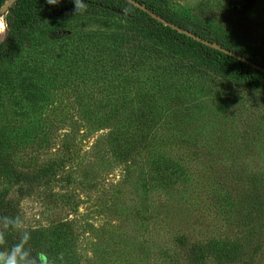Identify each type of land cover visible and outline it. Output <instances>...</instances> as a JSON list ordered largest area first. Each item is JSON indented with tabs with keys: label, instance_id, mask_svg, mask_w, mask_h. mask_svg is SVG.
<instances>
[{
	"label": "trees",
	"instance_id": "trees-1",
	"mask_svg": "<svg viewBox=\"0 0 264 264\" xmlns=\"http://www.w3.org/2000/svg\"><path fill=\"white\" fill-rule=\"evenodd\" d=\"M7 1L0 0V8ZM135 1L232 54L165 25L128 0H85L87 9L75 15L72 0H60L58 5H48L46 0H15L2 14L5 32L0 39V92L10 93L33 111L44 105L51 83L63 79L59 72H68L73 78L104 77L118 91L138 85L137 77L143 73L149 85L137 86L132 95L124 93L122 100L114 98L112 108L99 111L100 118L87 102L83 104V117L102 119L99 126L108 129L105 143L116 161L127 164L138 150L150 147L156 125L162 122L180 133H186L193 123H209L206 101L197 97L194 89L221 100L222 114L216 119L211 113L219 140L217 150L225 148L227 133L230 141L239 136L243 148L252 149L250 145L264 130V72L235 55L262 68L264 56L227 36L217 17L192 20L170 8L168 0ZM86 23L104 28L80 27ZM24 54L31 55L27 64ZM13 140L0 128L1 148L11 149ZM232 149L229 153L234 158ZM61 162L49 163L28 175L29 179L15 175L14 181L38 183L44 179L47 185L55 179ZM212 169L223 192L214 199L243 234L235 240L185 244L181 264H204L208 259L216 264H248L260 242L256 235L264 231V176L234 160L215 163ZM5 171L16 174L0 153V176ZM149 172L152 179H144L145 189L171 187L185 179L184 169L164 156L153 158ZM19 220V201L8 192L0 194V253L11 255L14 247L21 246L26 253L22 259L28 264H49L40 254L49 257L54 246L50 238L57 242L60 236L56 233L62 236L65 225H58L49 236L40 229L22 230Z\"/></svg>",
	"mask_w": 264,
	"mask_h": 264
},
{
	"label": "rangeland",
	"instance_id": "rangeland-1",
	"mask_svg": "<svg viewBox=\"0 0 264 264\" xmlns=\"http://www.w3.org/2000/svg\"><path fill=\"white\" fill-rule=\"evenodd\" d=\"M168 3L192 20L219 18L227 36L264 56V0ZM0 26L2 39V17ZM80 27L104 28L91 23ZM24 56L29 63L31 55ZM59 75L63 79L51 83L44 105L33 111L10 93L0 92V128L14 139L11 149L0 147V153L16 170L14 175L8 171L1 174L0 194L8 192L10 198L19 201L22 230L40 229L50 236L58 225L66 228L62 236L56 233L60 236L57 242L50 238L53 251L48 258L41 253L43 260L48 259L49 264H181L185 244L241 237L240 228L228 220L222 209L225 207L214 199L223 192L217 186L212 165L234 160L264 176V130L250 150L243 148L239 136L230 141L229 133L224 137L225 148L217 150L219 140L211 113L216 119L222 114L221 100L194 89L196 96L206 101L209 123H193L186 133H180L162 122L156 125L150 147L138 150L127 164L119 163L107 149L108 129L99 126L102 119H85L83 104L87 102L100 118L101 111L113 107L114 98L122 100L124 93L132 95L137 86H148L144 74L137 77L138 85L121 91L112 88L104 77L73 78L68 72ZM232 147L234 158L229 153ZM157 156L178 163L185 179L171 187L145 189L142 182L152 179L150 163ZM60 160L62 166L47 185L44 179L38 183L14 181L15 175L28 178ZM256 237L260 241L258 249L247 259L248 264H264V231ZM9 256L4 254L0 264H5ZM17 260L18 264H28L21 257ZM204 264L216 263L208 259Z\"/></svg>",
	"mask_w": 264,
	"mask_h": 264
},
{
	"label": "water",
	"instance_id": "water-1",
	"mask_svg": "<svg viewBox=\"0 0 264 264\" xmlns=\"http://www.w3.org/2000/svg\"><path fill=\"white\" fill-rule=\"evenodd\" d=\"M14 1H15V0H8V1H7V2H6V3L0 8V17H2L3 12L6 11V9L8 8V6H9L10 4H12V2H14ZM128 1L131 2L133 5L137 6L138 8H140L141 10H144L145 12L151 14L152 17H154L155 19H157V20H159L160 22L164 23L165 25H168V26H170V27H172V28L178 30L179 32H182V33L188 35L189 37H191V38H193V39H195V40H197V41H200V42H202V43H204V44H206V45H209V46L214 47V48H217V49H221V50H223V51H225V52H228V53L232 54L231 52H229V51L223 49V48H222L221 46H219L218 44H216V43H212V42L207 41V40H204V39H201L200 37L194 35L193 33L189 32V31H187V30H184V29H182L181 27H178L177 25H175V24H173V23L167 21V20L164 19L163 17H161V16H159V15H157V14L151 12L147 7H145L144 5L140 4L139 2H137V1H135V0H128ZM235 57H237L238 59H240V60H242V61H244V62H246V63H248V64H251V65L254 66L255 68L260 69L261 71L264 72V68L260 67V66L257 65V64L252 63V62H251L250 60H248L247 58H244V57H242V56H240V55H235Z\"/></svg>",
	"mask_w": 264,
	"mask_h": 264
},
{
	"label": "clouds",
	"instance_id": "clouds-1",
	"mask_svg": "<svg viewBox=\"0 0 264 264\" xmlns=\"http://www.w3.org/2000/svg\"><path fill=\"white\" fill-rule=\"evenodd\" d=\"M72 2L74 4V15L79 14L87 9L85 0H72ZM46 3L48 5H58L60 3V0H46ZM0 31H3L2 26H0ZM23 255H26V253H22L21 246H16L13 248L12 253L7 258L5 264H18L17 256H20L22 259ZM3 259L4 254L0 253V261H3ZM41 264H43V261H41Z\"/></svg>",
	"mask_w": 264,
	"mask_h": 264
}]
</instances>
